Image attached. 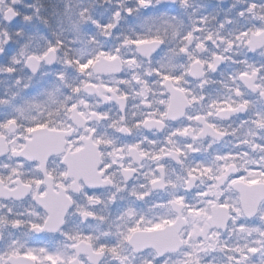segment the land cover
<instances>
[{
    "label": "snow or ice",
    "instance_id": "obj_1",
    "mask_svg": "<svg viewBox=\"0 0 264 264\" xmlns=\"http://www.w3.org/2000/svg\"><path fill=\"white\" fill-rule=\"evenodd\" d=\"M246 13L29 56L63 67L0 96V264H264V0Z\"/></svg>",
    "mask_w": 264,
    "mask_h": 264
},
{
    "label": "clouds",
    "instance_id": "obj_2",
    "mask_svg": "<svg viewBox=\"0 0 264 264\" xmlns=\"http://www.w3.org/2000/svg\"><path fill=\"white\" fill-rule=\"evenodd\" d=\"M121 0H0V96L15 98L34 96L42 92L54 80V73L63 67L59 60L52 64L41 63L32 71L29 56L42 53L52 42L64 41V48L57 55L71 48L80 47L91 37L98 41L111 40L137 27L147 17L165 14L178 19L186 27L201 17L212 21L209 27L223 24L221 34L226 35L241 20L256 22L254 14L239 16L246 0H152L150 8H141L131 18L121 10L117 30L105 37L98 26L103 22H114L111 12ZM128 5L134 0H124ZM13 9L9 12L8 9ZM87 19L81 16L84 9ZM227 21H232L231 24ZM91 27L92 31H89ZM79 30V31H78ZM167 47V46H165ZM11 68L12 71H8Z\"/></svg>",
    "mask_w": 264,
    "mask_h": 264
}]
</instances>
